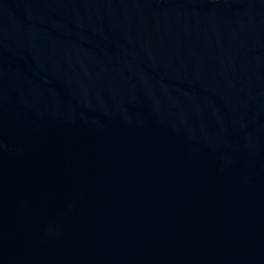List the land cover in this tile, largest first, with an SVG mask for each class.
Wrapping results in <instances>:
<instances>
[{
    "label": "water",
    "instance_id": "water-1",
    "mask_svg": "<svg viewBox=\"0 0 264 264\" xmlns=\"http://www.w3.org/2000/svg\"><path fill=\"white\" fill-rule=\"evenodd\" d=\"M0 264H264V0H0Z\"/></svg>",
    "mask_w": 264,
    "mask_h": 264
}]
</instances>
